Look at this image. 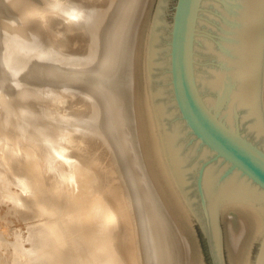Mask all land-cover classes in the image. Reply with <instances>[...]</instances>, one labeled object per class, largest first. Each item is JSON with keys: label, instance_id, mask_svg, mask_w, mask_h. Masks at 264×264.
Wrapping results in <instances>:
<instances>
[{"label": "bare ground", "instance_id": "bare-ground-1", "mask_svg": "<svg viewBox=\"0 0 264 264\" xmlns=\"http://www.w3.org/2000/svg\"><path fill=\"white\" fill-rule=\"evenodd\" d=\"M83 1L82 4L67 5L64 11L67 15H64L76 23H83L94 31L96 36L94 43L91 44L93 47L87 49L90 47L88 44L87 51L81 48L85 54L71 59L64 53L56 52L57 47L53 48V52L46 49V44L41 43L43 39L40 41L42 37L38 32L33 31L34 28L40 27L38 25L40 18L46 20V12L41 13L34 9V6L26 10L19 9L16 12L14 6L19 8L21 4H27L26 0H0V264H5L3 262L5 259L10 264H89L85 258L72 257L74 253L80 254L77 253L79 250H76L77 252L71 250L73 252H70L71 257L66 254V250L69 251V247L67 249L69 243L67 244L66 239V242L55 243L52 238L53 243L47 246L52 234L58 235L60 232L57 233L54 229L59 220L54 216L55 211L52 213L53 210L49 206L44 207L47 204L46 199L44 208L39 205V192L46 194V191L43 192L45 189L42 191L43 188H40L41 191L35 194L33 182L21 181L20 177V179L16 177L15 180L3 175L1 162L6 163L8 170L13 168L9 164L12 158L6 156L7 148L13 144L12 142H14L13 149L16 153L14 157L17 159L23 157L18 152L23 143L19 138L23 136H28L33 140L39 152L35 153L40 157V168L45 173L46 178L43 184L50 192L48 194L50 199L48 200L47 197V200L51 206L55 208L58 203L61 204L58 199L61 196V190L57 189L59 183L52 184L50 178H56L57 181L60 179L61 189L62 187L70 188L72 183L82 185L79 186L81 187L79 194H76V191L72 192L71 196L73 194L76 196L64 200L65 204L70 207L69 213H66L69 214L67 216L69 219L64 220L63 223L66 232H69L68 235L70 232L74 234L76 231L73 232V228L76 229V225L80 224L83 227H81L82 234L88 238H85V242L88 241L94 249L89 250L95 252L96 255L99 254V257L105 254L111 245H115L114 241V245L109 244L107 248L103 245L101 238L103 239L105 235V240L108 236H110L109 241L112 239L111 235L116 234L119 218L126 214V207L112 205L117 203H110L108 189L104 192L107 194L108 201L96 194V196H90L89 191L93 184H91V176L83 170L86 163L83 161L84 157L79 155L77 161H69L73 158L72 155L77 153L75 152L77 149L83 153L87 151L86 144L88 141L91 142L89 137L93 135L100 137L101 142L110 148L108 155L103 147L105 155L110 156L106 157L109 160L105 159L104 163L101 162L102 165L104 164L102 167L94 166L93 170L98 172V175L101 172L105 174L103 179L97 177L99 184L97 186H105V181L108 179L112 187L111 191L113 187L114 189L122 188L123 195H121L124 196V200H127L128 208L129 205L132 206H130V210L133 209L132 218H137L134 223L136 221L138 222L137 227L140 226V232L137 228V232L140 233L138 241L140 240L143 246L138 245L141 247L139 249L144 248L145 262L142 260L144 264H189L191 237L189 228L184 222V220L187 221L188 215L164 160L153 117L148 83L147 59L150 31L157 0H110V8L107 12L104 10V15L102 12V15L95 12L98 3L94 1L93 4L96 6L90 3L95 6L94 8L88 7L89 3L86 6L87 0H85L86 4H83ZM35 2L36 0L34 4ZM41 3L43 4V1ZM48 6L51 5L48 4ZM64 6L66 7L65 4ZM96 14L99 16L97 22ZM6 15L7 18H5ZM79 49L76 50L78 54ZM258 79L264 104V32ZM35 99L46 101L48 105L55 104L59 109L63 108L67 111L64 112L65 128L59 129L61 133L58 137H55L56 130L53 123L36 118L37 114L32 105ZM77 101L81 103V107L78 104L80 108L77 107V109L81 110L78 114L72 115L74 111L71 110L73 108L70 105ZM89 107L93 108V111L86 110ZM8 127H13L12 132L7 130ZM56 140L61 144L57 148ZM75 142L78 148L74 151L72 145ZM90 146L89 143V149L92 150ZM94 146L96 150L100 146V150L103 149L101 144L98 147ZM49 153L51 155L48 156ZM101 153H103L102 150ZM102 155L99 157H105ZM62 157L66 158L64 163L68 161L65 169L60 167L63 164ZM99 160H96L97 164ZM108 168L109 170H106ZM28 171H24L25 174ZM102 188L100 192L106 190L105 187ZM67 189L66 191L70 190ZM120 196H117L119 200H121ZM110 198L113 199V196ZM42 202L41 200V204ZM22 205L25 206V210L26 206L33 208L32 211L42 217L37 223H30L27 232L17 228L19 230L17 239L3 238L5 236L2 237V234L8 231L7 226L4 225L6 213L11 211V206H13L12 211L18 212ZM74 218L78 219V222ZM132 218L130 219L133 220ZM29 221L31 222L30 219ZM91 233L94 241L95 236H100L97 238L99 240L94 242ZM112 240L116 239L113 237ZM115 249L111 248V257H107V262L105 259L106 264H124L125 261L118 257ZM141 254L143 255L142 251Z\"/></svg>", "mask_w": 264, "mask_h": 264}, {"label": "water", "instance_id": "water-1", "mask_svg": "<svg viewBox=\"0 0 264 264\" xmlns=\"http://www.w3.org/2000/svg\"><path fill=\"white\" fill-rule=\"evenodd\" d=\"M264 0H157L153 117L190 226L189 264H264Z\"/></svg>", "mask_w": 264, "mask_h": 264}, {"label": "rangeland", "instance_id": "rangeland-1", "mask_svg": "<svg viewBox=\"0 0 264 264\" xmlns=\"http://www.w3.org/2000/svg\"><path fill=\"white\" fill-rule=\"evenodd\" d=\"M43 1V4L41 3ZM59 1V2H58ZM62 1V2H61ZM82 1L83 0H41V2H40V0H39V2L41 3H39L38 2V0H36V2H38V3H36L35 2V4L37 5H35L34 4V0H26V3L27 4H21V6H18L19 8H16V6H14L15 7V10H17L16 12H18L19 11V9H21V10H26V9H28L29 7L30 8H32L33 6V8L34 9H37V10H39V11H41V13H45L46 12V20H47V22H46V20L44 19V18H40V21H39V24L38 25H40V27L37 29V28H34V32H38V34L42 37V38H40V41L43 39V41H41V43H45L46 44V49H48L49 51H51V52H53V48H56L57 47V50H56V52L58 51L59 53H61V54H66L68 57H71V59L72 58H77V56L78 57H80V55H82V54H85V51H87V49H90L91 47H93L91 44H93L94 43V39H95V33H94V31H92L89 27H86V25H84L83 23H76V22H74L71 18H68L67 16H65L64 14H66L67 15V12H64L65 10H66V8L68 7L67 5H72V4H77V3H80V4H82ZM94 1H95V3L97 4H99V5H97L96 6V4H93L94 3ZM97 0H91V2H90V0H89V2H88V0H87V4L85 3L86 1L84 0L83 2V4H86V6L88 5V3L90 4V3H92L93 5H95L96 6V9L95 10H97V11H95V12H99V14L100 15H102L101 14V12L103 13V15L105 14V12H107L108 10H109V1L110 0H100V2H96ZM99 1V0H98ZM103 1H104V3H105V5H104V3H103ZM106 1V2H105ZM32 5H31V4ZM47 3V4H46ZM57 3H58V5H57ZM103 3V4H102ZM39 4V5H38ZM48 4L49 5H51V6H48ZM54 4V5H53ZM64 4L66 5V7L64 6ZM92 4H90V5H88V7H94L95 8V6H93ZM24 5V6H23ZM30 5V6H29ZM59 5H61L60 7H59ZM55 6V7H54ZM65 8H64V7ZM25 7V8H24ZM103 7V8H102ZM61 8V9H60ZM104 10H105V12H104ZM43 11V12H42ZM94 11V10H93ZM97 15V16H96ZM95 15V20H96V22H97V20H98V18H99V16H98V14H96ZM5 18H7V15L5 16ZM48 23V24H47ZM80 24H81V26H80ZM44 27V28H43ZM68 27V28H67ZM83 27V28H82ZM68 29V30H67ZM84 29V30H83ZM87 29V30H86ZM36 30H38V31H36ZM86 30V31H85ZM90 31V32H89ZM39 32H41V33H39ZM32 34V33H31ZM90 34V35H89ZM88 35V36H87ZM33 36V35H32ZM88 37V38H87ZM85 39H87V40H85ZM92 39V40H91ZM48 40V41H47ZM88 40H90L89 42H88ZM87 41V42H86ZM93 42V43H92ZM49 43V44H48ZM83 43V44H82ZM87 43V44H86ZM52 44H54V45H52ZM88 44H89V48H87L86 49V47H88ZM86 45V46H85ZM60 46V47H59ZM79 47H80V49H79ZM49 48H52L51 50L49 49ZM76 48V49H75ZM81 48H83V49H85V51H82V49ZM71 49V50H70ZM77 49H79L80 51H81V53H80V51H79V54H78V52H76V50ZM75 50V51H74ZM83 52V53H82ZM77 54V55H76ZM59 56V55H58ZM46 102V101H45ZM43 102L42 100H34L33 101V109H34V111H36V114H37V119H45V120H47V122L49 121V122H51V123H53L54 124V128H55V132H56V136L55 137H58V134L59 133H61V131H59V129H61V128H65V121L66 120H64L65 119V117H64V112L66 111L65 109H63L62 108V110L61 109H59L58 107H57V105H55V104H49L48 105V103L46 102ZM75 104V105H74ZM77 104V105H76ZM78 104H79V106H80V104L81 103H79L78 101L77 102H73L72 103V105H70V107L71 108H73V109H75V110H77V111H75V110H73V109H71L72 111H74L73 113H72V111H70V113H72V115H76V114H78V111L79 110H81V109H77V107H79L78 106ZM51 106V107H50ZM55 106V107H54ZM74 106V107H73ZM76 107V108H75ZM81 107V106H80ZM79 107V108H80ZM83 107V106H82ZM90 108V107H89ZM86 108V110L88 109V110H92L93 111V108ZM68 110V109H67ZM69 110H70V108H69ZM68 110V111H69ZM55 111H56V113H55ZM67 112V111H66ZM81 112V111H80ZM79 112V113H80ZM11 114V113H10ZM57 125V126H56ZM0 126H1V123H0ZM2 127H3V125H2ZM4 128V127H3ZM7 130H9V131H11L12 132V130H13V127H8L7 128ZM78 134V133H77ZM93 137V138H92ZM86 138V137H85ZM20 140H21V142H23L22 144L24 145H20V149H18V152H20L21 154H22V156L23 157H21L20 159H17V157H14V156H16V153L14 152L15 150L13 149V147H14V142H12L13 144H11L10 145V147H8L7 148V157H11L12 158V161H10V165L13 167V168H9V170L7 169V166H6V163H3V162H1V164L3 165V169L1 168V171L2 170H4L3 171V175L4 176H6L7 178L9 177H11L12 179H15L16 180V177H20L21 178V181H25V182H33L32 183V185H34V193L35 194H38L37 192H39V190L41 191V189H42V191L43 192H45L46 194H44V193H40L39 192V195H38V197H40V201H39V205H40V207L41 208H44V207H47V206H49L50 208H51V210H53L52 211V213L54 212L55 214H54V216H55V218L57 217L59 220H58V222H57V227L59 226V228H54L56 231L55 232H60V233H58V235L56 234V233H54V231H52L54 234H52V236H51V238H49V240L51 239V241H50V243L49 244H47V246H49L50 244H52L53 243V239L52 238H54V242L55 243H61V242H66L67 241V244L69 245V246H67V244H66V246H67V249H68V247H69V251H67L66 250V254L67 255H71V253H73V252H77L78 250H79V252H77V253H80V254H77L76 255V253H74V254H72V257L73 258H85V261H87L89 264H101L102 263V260H103V263L102 264H106L105 263V259H106V262H107V257H111L110 256V253L112 252L111 251V248H116L115 249V251H116V253H118V257H120L123 261H125V262H123L124 264H144V262H145V258H143V257H145V255H144V248L143 249H139V248H141L143 245H142V242L140 241H138V238H140V226H139V228L137 227V225H138V222L136 223V219H134L135 217H133L132 218V216H133V209L131 208V210H130V206L131 205H129V208H128V204L126 203L127 202V200H124L125 198H124V196H122L123 194V191L121 190L122 188L121 187H117V188H115L114 189V187H113V191H111L112 189V187H111V185L109 184V181H108V179L105 181L106 182V185L105 186H97V185H99L98 184V182H97V177H100V179H103L104 177H105V174L103 173V172H101V174L100 175H98V172L96 173V171L95 170H93L94 169V166L95 165H99L100 167H102L103 165L101 164V162H105V159H108L110 156H108L110 153V148H108V146H106V144H104V143H102L101 141V139H100V137H96V136H90L89 137V139H91V142L90 141H88L87 142V144H86V150L87 151H85L84 153H85V155H83L84 153L83 152H79V150L77 149V151H75L76 150V148H78L77 147V145H75L77 142H75L73 145H72V147H74V151L75 152H77L76 154H74V155H72V159L70 158L69 159V161L71 160V162H73V161H77V159H78V157H79V155H82L84 158V160L83 161H85L86 163H85V165H84V168H83V170H85V172L87 173V175H90L91 176V178H92V182H91V184H93V187H92V189L89 191L90 192V196H101V197H104L105 199H106V201H108V199L106 198V196H107V194L106 193H104L105 191H108L109 190V192L111 193V194H113V195H109L108 194V198L110 199V203L112 202V203H117V204H112V205H118V206H121V205H123V207H126V210H125V215H123V216H121L120 218H122V219H120L119 218V222H117L118 223V225H116L117 226V228H116V234H112L111 235V237H112V239H113V237H114V239H116V240H112V239H110V241L112 242H110L109 240H108V237L110 238V236H106L107 238V240H105V235H104V237H103V239L101 238V241L102 242H104L103 243V245L105 246V247H109L111 244H113L114 243V241H115V247L114 246H110L108 249H107V254L105 253V254H102V255H100V257L98 256L99 254H97L96 255V253L95 252H91L90 250H94L93 249V247L92 246H90V243L87 241V243L85 242L86 240H85V238H87L86 237V235H83L82 234V230H81V225L80 224H77L76 225V229H74L73 228V232H75L74 234L73 233H71L70 232V235H72V236H70V235H68V233L69 232H66L67 230L65 229V227H64V225H63V223H64V220H66V219H69V217H67L68 215L66 214L67 212L69 213V210H70V207L68 206V205H66L65 204V202H64V200H67V198H69V197H74V195L76 196V194H79L78 192H79V190H81L80 188L81 187H79L81 184L80 183H72L71 184V187L70 188H63L62 187V189L60 188V182H61V180L59 179L58 181H57V179L55 178H50V181H51V183L52 184H56V183H59V184H57V186L59 185V187L57 188L58 190H61L60 191V193H61V196H59L60 198H58L59 199V201H60V203L61 204H57V206H55V208L53 207V206H51V203L48 201L50 198H49V193L50 192H48L47 191V189H46V187H45V185L43 184L44 183V178H46L44 175H45V173H44V171L40 168L41 166H40V157L39 156H37L36 155V153L35 152H38V150H37V148H36V146H35V143H34V141L33 140H31L28 136H23V137H21V138H19ZM32 141H30V140ZM58 139V138H57ZM88 140V139H87ZM98 141H99V143H98ZM104 141V140H103ZM28 142V143H27ZM93 142H95V143H93ZM101 142V143H100ZM34 143V144H33ZM89 143H90V145L92 146L93 145V147H91L90 146V148H92V150L91 149H89ZM93 143V144H92ZM26 144V145H25ZM82 144V143H81ZM97 144H99L98 146H100V144L101 145H103L102 146V148L104 147L105 148V151H106V154H108V155H105V151H104V148L103 149H101L102 150V152L103 153H101V150H100V148H101V146L100 147H98L97 146ZM94 145H96L98 148V150H99V152H97L98 150H96L95 148V146ZM12 146V147H11ZM23 146V148H21ZM55 146H56V148L57 147H59V146H61V144H60V142L58 141V140H56V143H55ZM76 146V147H75ZM87 146H88V148H87ZM25 147V148H24ZM95 147V148H94ZM107 148V149H106ZM89 149V150H88ZM109 149V150H108ZM81 150V149H80ZM92 151V152H91ZM96 151V152H95ZM87 152V153H86ZM108 152V153H107ZM39 153V152H38ZM79 153V154H78ZM81 153V154H80ZM99 153H101V154H99ZM42 154V153H41ZM102 154H104V155H102ZM49 155H51L50 153L48 154V156ZM78 155V156H77ZM99 155L101 156H105V157H99ZM98 156V157H97ZM106 157H108V158H106ZM56 157H54V159H55ZM102 158V159H101ZM100 159V160H99ZM21 160V161H20ZM61 160H63V164H62V166L60 165V167L62 168V169H65L66 167H65V165L67 166V163H68V161L66 162V163H64V161L66 160V158L65 157H62L61 158ZM67 160H68V158H67ZM96 160H99L98 162H99V164H97V161ZM102 160V161H101ZM104 160V161H103ZM109 160V159H108ZM108 160H106V161H108ZM17 161V162H16ZM31 161V162H30ZM96 161V162H95ZM16 163V164H15ZM96 163V164H95ZM1 165V166H2ZM17 165V166H16ZM27 165V166H26ZM69 165V164H68ZM32 166V167H31ZM35 166V167H34ZM27 167V168H26ZM97 167V166H96ZM5 168V169H4ZM34 168V169H33ZM99 168V167H98ZM14 169H16V170H14ZM29 170V171H28ZM39 170V171H38ZM106 170H109V168L108 169H106ZM7 171V172H6ZM23 171V172H22ZM27 172L28 171V173L27 174H25V172ZM82 171V170H81ZM11 173L12 174V176H11V174H9V173ZM15 172V173H14ZM18 172V173H17ZM21 172V173H20ZM35 175H34V174ZM47 173H49V172H47ZM78 173V172H77ZM33 174V175H32ZM79 174V173H78ZM28 175V176H27ZM37 175L39 176V177H37ZM35 176V177H34ZM107 176H108V174H107ZM109 178H110V176H108ZM19 178V179H20ZM107 178V177H106ZM39 179V180H38ZM119 179V178H118ZM42 180V181H41ZM95 180V181H94ZM13 181V180H12ZM115 181V180H114ZM77 184H78V186H77ZM101 184V183H100ZM103 184V183H102ZM36 185V186H35ZM49 185H50V183H49ZM82 186V185H81ZM36 187H38V188H36ZM78 187V188H77ZM102 187H105L106 188V190H104L103 192H100L103 188ZM41 188V189H40ZM76 188V189H75ZM66 189L67 190H69V191H66ZM108 189V190H107ZM72 190V191H71ZM74 190V191H73ZM78 190V191H77ZM119 190V191H118ZM65 191V192H64ZM75 191H76V194H73V196H71V193L73 192V193H75ZM116 191H117V193H116ZM120 191H121V193H120ZM68 192V193H67ZM65 193V194H64ZM119 193V194H118ZM96 194V195H95ZM115 194V195H114ZM122 194V195H121ZM65 195V196H64ZM70 195V196H69ZM121 195V196H120ZM78 196V195H77ZM80 196V195H79ZM112 197L113 196V199H111L110 197ZM117 196H120V199L121 200H119V197H117ZM47 197H48V200H47ZM57 197H58V195H57ZM122 197V198H121ZM41 198H43V199H41ZM45 199H46V201H45ZM61 199V200H60ZM41 200L43 201L42 202V204H41ZM117 200V202H115ZM31 201V200H30ZM47 202V204H46V206H44L45 204V202ZM75 203V202H74ZM182 203H183V201H182ZM120 204V205H119ZM125 204H127L126 206H125ZM184 205V204H183ZM44 206V207H43ZM60 206V207H59ZM12 208L10 209L11 211L9 212V213H6L7 215L4 217V219H5V223H4V225L5 226H7V228H8V231L6 232V233H4V235L2 234V237L3 236H5V237H3V238H5V239H10V240H12V238H13V240H15V238L17 239L18 237V233L17 232H19V230H24L25 232H27V229H28V227H30V223H32V222H38V220H40V218L42 217H39L40 215L39 214H37V213H35V211H32L33 210V208L32 209H30V208H28V206H26L27 208H26V210H27V212H26V210L24 209L25 208V206L24 205H22L21 207H23L22 209H24V210H22L21 209V207H20V209H19V211L18 212H14V211H12L13 210V206H11ZM58 207V208H57ZM132 207V206H131ZM63 209V210H62ZM4 210V209H3ZM50 210V211H51ZM62 210V211H61ZM130 210V211H129ZM132 211V212H131ZM63 212V213H62ZM22 214L21 216H19L20 214ZM61 213V214H60ZM131 213V214H130ZM9 214V215H8ZM37 214V215H36ZM39 215V216H38ZM129 215V217H127ZM9 216V217H8ZM34 216V217H33ZM2 217V218H3ZM22 217V218H21ZM33 217V218H32ZM125 217H127V218H125ZM56 218V219H57ZM130 218H132L133 220H131ZM29 219L31 220V222L29 221ZM34 219H35V221H34ZM71 219V218H70ZM19 220H21L20 222H19ZM63 220V221H62ZM74 220L75 221H77L78 219H76V218H74ZM123 220V221H122ZM134 220H136L135 221V223H134ZM18 221V222H17ZM23 222V223H22ZM78 222V221H77ZM184 222H185V224H186V226L189 228V232H190V226H189V218H187V221H185L184 220ZM123 223V224H122ZM4 225H1V226H4ZM133 225V226H132ZM136 225V226H135ZM4 226V227H5ZM91 227H92V225H91ZM136 227V228H135ZM19 230H18V229ZM25 228V229H24ZM83 228V227H82ZM137 228H138V230H139V232H137L138 230H137ZM17 229V230H16ZM59 231H58V230ZM12 230H13V232H12ZM62 230V231H61ZM78 231V232H77ZM16 233H17V235H16ZM62 233V234H61ZM64 233V234H63ZM80 233V234H79ZM137 235H136V234ZM9 234H10V238H9ZM14 234H15V236H14ZM61 234V235H60ZM77 234H78V236H77ZM82 234V235H81ZM56 235V237H54ZM69 237H68V236ZM83 236V238L81 237V236ZM91 235H92V240L94 241V239H93V234L91 233ZM139 235V236H138ZM57 236H58V238H57ZM61 236V237H60ZM6 237H8V238H6ZM76 237H77V239H76ZM100 236H95V241L94 242H96V241H98L97 240V238H99ZM116 237V238H115ZM137 237V238H136ZM71 238H73L72 240H68V239H71ZM57 239H59V240H57ZM65 239H66V241H65ZM83 240V241H81V240ZM88 239V238H87ZM137 239V240H136ZM76 240V241H75ZM104 240V241H103ZM60 241V242H59ZM79 241V242H78ZM93 241H92V244H93ZM107 241H109V243L107 242ZM138 241V242H137ZM73 242V243H72ZM77 242V243H76ZM81 242V243H80ZM105 242H106V244H105ZM72 243V244H71ZM85 245H84V244ZM190 243H191V241H190ZM108 244V245H107ZM110 244V245H109ZM141 246H139V245ZM78 245H80V246H78ZM138 245V246H137ZM81 248V249H79V248ZM190 247H191V245H190ZM76 248V249H75ZM91 248V249H90ZM86 249V250H85ZM90 249V250H89ZM118 249V250H117ZM71 250H73V252H71ZM77 250V251H76ZM82 250H83V252H82ZM88 250V251H87ZM83 253V254H81V252ZM86 251L89 253V255H94L93 257H90L89 255H87L86 254ZM141 251H142V253H143V255L141 254ZM12 252H13V250H12ZM68 252V253H67ZM71 252V253H70ZM85 252V253H84ZM140 252V253H139ZM93 253V254H92ZM85 254V255H84ZM79 255H81V256H79ZM117 255V254H116ZM76 256V257H75ZM142 256V257H141ZM71 257V256H70ZM89 257L91 258V259H89ZM95 257H98V258H95ZM140 257H141V259H140ZM96 259H98V260H96ZM89 260V261H88ZM91 260H93V261H91ZM99 260H101V261H99ZM144 262H143V261ZM97 261V262H96ZM3 262H5V264H10L9 263V261L7 260V259H5ZM127 262V263H126ZM142 262V263H141Z\"/></svg>", "mask_w": 264, "mask_h": 264}]
</instances>
